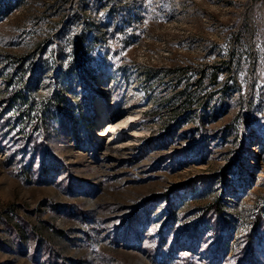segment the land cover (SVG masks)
<instances>
[{
    "label": "rangeland",
    "instance_id": "obj_1",
    "mask_svg": "<svg viewBox=\"0 0 264 264\" xmlns=\"http://www.w3.org/2000/svg\"><path fill=\"white\" fill-rule=\"evenodd\" d=\"M0 264H264V0H0Z\"/></svg>",
    "mask_w": 264,
    "mask_h": 264
},
{
    "label": "bare ground",
    "instance_id": "obj_2",
    "mask_svg": "<svg viewBox=\"0 0 264 264\" xmlns=\"http://www.w3.org/2000/svg\"><path fill=\"white\" fill-rule=\"evenodd\" d=\"M142 93L139 92L138 90H136L134 87L131 89V91L128 92V95H127V98L134 102V104H138L137 106L141 107L142 105H139L143 100H141L142 98ZM132 109V108H131ZM136 116L132 115V114H129V113H126L125 117H123L122 120L118 121L117 123H112L110 125H112L111 127L113 129H117V128H121L123 130H126L127 128H129V131H134L136 128V130L133 132V134H129L131 136V139L132 140H135V138L137 136H139L140 134H143L144 129L143 128H138L137 126H134L132 124V122L135 120ZM99 134V132L97 133ZM129 136V137H130Z\"/></svg>",
    "mask_w": 264,
    "mask_h": 264
},
{
    "label": "trees",
    "instance_id": "obj_3",
    "mask_svg": "<svg viewBox=\"0 0 264 264\" xmlns=\"http://www.w3.org/2000/svg\"><path fill=\"white\" fill-rule=\"evenodd\" d=\"M29 90H32V82L31 80L29 81ZM11 85H13V83L11 82ZM23 93L22 91H18L12 99V104L13 105H20L22 107H25L27 109V111L32 112L33 106H34V98L33 96H28L26 94H21ZM33 93V92H31ZM57 100L64 105V111L65 113L69 114L71 112V108L68 107L67 101L64 97V90L60 89L57 96H56ZM30 115V113H28V116ZM30 118V117H29Z\"/></svg>",
    "mask_w": 264,
    "mask_h": 264
}]
</instances>
